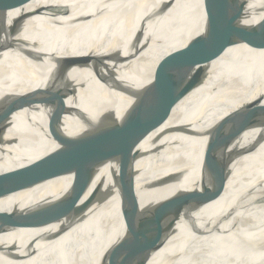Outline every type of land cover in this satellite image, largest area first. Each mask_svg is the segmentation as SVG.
Here are the masks:
<instances>
[{"label":"bare ground","instance_id":"1","mask_svg":"<svg viewBox=\"0 0 264 264\" xmlns=\"http://www.w3.org/2000/svg\"><path fill=\"white\" fill-rule=\"evenodd\" d=\"M89 1L28 0L3 16L0 112L51 100L54 94L62 99L11 115L0 135V180L57 149L62 137L51 135L52 117L63 114L58 131L70 136L98 113L112 112V119L121 121L130 111L140 114L160 105L163 59L218 21L223 2L93 0L103 5L93 17L49 10L54 4ZM243 2L245 27L264 18V0ZM138 33L141 49L132 55ZM98 58L113 74L115 90L91 71ZM169 94L167 112L140 128L144 141L137 151L145 156L133 164L131 184L119 182L115 164L108 162L95 169L90 183L59 178L0 200V212L47 200L49 217L65 210L61 221L49 218L50 224L40 229L17 225L0 230V264H122L161 241L145 264H264L263 130H248L237 139L236 148H255L232 163L213 200L191 214L194 228L184 220L174 224L169 203L178 191L199 184L205 134L259 98L264 105V37L184 62L170 77ZM179 172L182 179L174 185L156 182ZM131 211L137 216L150 211L158 219L155 225L168 227L157 241L152 229H143L144 244L125 249L133 232L125 224Z\"/></svg>","mask_w":264,"mask_h":264},{"label":"water","instance_id":"2","mask_svg":"<svg viewBox=\"0 0 264 264\" xmlns=\"http://www.w3.org/2000/svg\"><path fill=\"white\" fill-rule=\"evenodd\" d=\"M28 0H0V32L3 26V16L9 10L23 5ZM243 0H223L221 17L213 23L204 33L194 37L182 49L165 57L162 61L163 69L158 75L163 85V102L155 107H150L140 114L130 111L121 121L112 119V112H102L92 118H87L82 124V131L76 135L62 136L58 131V125L63 114L52 117L48 128L54 138H61L57 149L50 154L38 159L28 168L15 175L0 180V200L15 194L27 193L49 181L72 177L74 182L90 183L93 173L102 164L112 162L116 166L120 181L129 185L133 181V164L144 158V154L137 151V147L144 141L141 134V126L154 116L158 119L167 112L170 103L169 81L171 75L186 61L205 54L224 51L231 46L250 45L264 37V18L258 23L245 27L242 24ZM19 18L8 30L13 34L19 23ZM134 49L130 54L134 55L141 49L142 34H135L132 38ZM8 48V47H7ZM5 48L0 49V53ZM93 61L91 71L110 90H115L114 76L106 70L99 61ZM114 62V58H108ZM149 90V89H148ZM61 97L41 98L34 102L20 104L17 109L8 108L0 112V135L8 128V119L11 115L23 107L37 104L56 105L61 102ZM261 129L264 132V105L262 99L255 100L252 105L234 115L227 116L218 121L203 138L206 139L204 153L199 175V184L188 191H178L170 199L172 205L171 215L174 224L184 220L191 228L190 216L199 208L209 204L214 197L216 189L229 174L232 163L240 156L251 152L255 147L241 150L235 147L237 139L246 131ZM192 137L191 134H185ZM197 137V136H196ZM264 138V133L262 135ZM258 142H263L260 139ZM182 173H175L156 181L161 186L174 185L182 178ZM49 200L32 205L27 208L15 207L9 212H0V230L17 225H24L30 229H40L44 226L61 221L64 211L48 216ZM137 212V211H136ZM133 214L131 211L126 216V226L133 230L132 235L125 239V249L132 246H142L144 237L141 232L145 228L155 232L158 240L160 233L168 227L155 225L157 218L147 212ZM190 229V228H189ZM191 230V229H190ZM159 242V241H158ZM164 241L159 242L148 253H138L131 256L122 264H145L150 255L156 252ZM131 254V252H130Z\"/></svg>","mask_w":264,"mask_h":264},{"label":"rangeland","instance_id":"3","mask_svg":"<svg viewBox=\"0 0 264 264\" xmlns=\"http://www.w3.org/2000/svg\"><path fill=\"white\" fill-rule=\"evenodd\" d=\"M102 7H103L102 4H99L92 0L89 2H72V3H66V4H54V5H51V8H49V10H52L53 12H58L64 15H68V16H78L79 15V16L93 17L97 15L98 13H100L101 9H103Z\"/></svg>","mask_w":264,"mask_h":264}]
</instances>
